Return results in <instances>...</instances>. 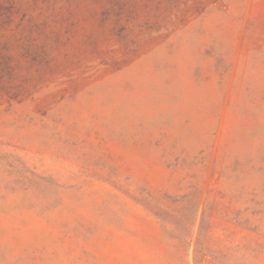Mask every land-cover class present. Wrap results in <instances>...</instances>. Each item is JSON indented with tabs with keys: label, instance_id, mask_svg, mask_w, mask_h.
Returning <instances> with one entry per match:
<instances>
[{
	"label": "rangeland",
	"instance_id": "rangeland-1",
	"mask_svg": "<svg viewBox=\"0 0 264 264\" xmlns=\"http://www.w3.org/2000/svg\"><path fill=\"white\" fill-rule=\"evenodd\" d=\"M0 264H264V0H0Z\"/></svg>",
	"mask_w": 264,
	"mask_h": 264
}]
</instances>
